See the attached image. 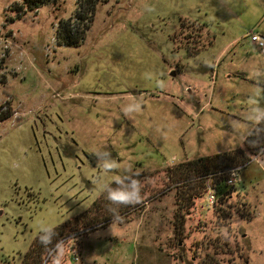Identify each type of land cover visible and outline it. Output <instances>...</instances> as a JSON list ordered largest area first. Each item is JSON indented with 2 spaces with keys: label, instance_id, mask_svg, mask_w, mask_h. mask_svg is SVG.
Segmentation results:
<instances>
[{
  "label": "rangeland",
  "instance_id": "1",
  "mask_svg": "<svg viewBox=\"0 0 264 264\" xmlns=\"http://www.w3.org/2000/svg\"><path fill=\"white\" fill-rule=\"evenodd\" d=\"M24 2L0 0V103L14 111L0 122V264H51L49 248L24 261L38 225L101 200L61 239L63 264H264V150L221 204L206 189L228 172L189 182L182 166L244 148L264 115V53L251 41L264 36V0H107L79 46L57 40L76 0L18 17ZM113 160L107 174L97 166ZM116 176L139 183L140 203L104 201Z\"/></svg>",
  "mask_w": 264,
  "mask_h": 264
},
{
  "label": "trees",
  "instance_id": "2",
  "mask_svg": "<svg viewBox=\"0 0 264 264\" xmlns=\"http://www.w3.org/2000/svg\"><path fill=\"white\" fill-rule=\"evenodd\" d=\"M46 1L48 0H25V2L21 6H19L21 11L20 14H18V17H21L22 11L24 10L26 5L30 9H36ZM103 1L107 0H76L77 9L74 15L66 20L63 19L62 21H60L59 27L57 29L58 43L74 46L81 45L86 38L87 31L93 24L97 7L99 3ZM182 25L186 26V24L184 23H182ZM13 113L14 111L11 109L9 102L0 103V122L9 119L13 115ZM244 144V148H234L226 152L200 157L183 163L182 166L185 167L184 173L189 172L190 174L192 173V171H194L197 175L196 177L193 176L195 174L186 175V179L189 180V182H194L195 178H197L200 174L209 175L210 173H213L214 170H212V168L214 167L216 168L215 170H223L228 172V176L226 178L216 183V193L219 196L218 203L221 204V201L224 200L225 196L230 193L234 186H231L227 183L230 172L232 170H238L240 166L244 167L248 163H250L252 161V157L250 156V154L259 155L264 150V115L262 116L258 124L247 135ZM121 182L122 186L127 184L124 180H121ZM111 187H117L116 183L114 182ZM106 195V192H104L102 195L104 201L106 200ZM193 195L194 194H190L189 196L184 197V200L187 199V201H185L186 205L192 206L193 198L197 196L194 195L193 197ZM102 202L103 200L99 202L96 201L92 205V208H90L84 214L82 213L74 219H71L64 224L55 227L54 235L52 236V243L50 245L45 246L41 244L39 241V237H37L31 244L30 250L25 255L24 261H26L27 263H37L36 261H38L42 257L45 250H47L48 248L53 249L57 242H60L74 234V232L79 229V226L81 224L85 222L87 224H91L94 220L93 216L97 213V211H94L97 207L101 208L103 206ZM127 212L128 211L126 206L122 210H119V213L116 215H120L119 217L123 218L124 214ZM41 260L42 259H40V262H38L41 263Z\"/></svg>",
  "mask_w": 264,
  "mask_h": 264
},
{
  "label": "clouds",
  "instance_id": "3",
  "mask_svg": "<svg viewBox=\"0 0 264 264\" xmlns=\"http://www.w3.org/2000/svg\"><path fill=\"white\" fill-rule=\"evenodd\" d=\"M122 110L127 115L129 112L140 111V106L138 104L129 105L124 107ZM97 166L106 174L116 170L119 167V165L114 160L98 164ZM115 183L117 185L115 188H112L109 185H103L101 188L102 191L107 193L106 199L110 202V204L128 205L130 202H141L140 185L137 181H133L134 186L123 187L120 177L116 176ZM109 211H111V208H109ZM120 223V221L114 219L112 224L109 226V231L113 236L120 235V233L117 232V228L119 227ZM54 229L55 227L51 224H45L41 222L38 225L37 235L41 244L48 246L52 243ZM51 251V264H63L64 258L66 256V248L63 242H57Z\"/></svg>",
  "mask_w": 264,
  "mask_h": 264
},
{
  "label": "built area",
  "instance_id": "4",
  "mask_svg": "<svg viewBox=\"0 0 264 264\" xmlns=\"http://www.w3.org/2000/svg\"><path fill=\"white\" fill-rule=\"evenodd\" d=\"M251 41L254 44H256L261 49V51L264 53V36L259 35L257 33H252L251 34ZM237 173H238L237 170H232L230 172L229 177H228V180H227V183L229 185H231V186L232 185H235ZM207 197H208V201L211 204H214L217 201V193H216V190H213V188L207 189Z\"/></svg>",
  "mask_w": 264,
  "mask_h": 264
},
{
  "label": "water",
  "instance_id": "5",
  "mask_svg": "<svg viewBox=\"0 0 264 264\" xmlns=\"http://www.w3.org/2000/svg\"><path fill=\"white\" fill-rule=\"evenodd\" d=\"M176 73L175 72H172V75H175Z\"/></svg>",
  "mask_w": 264,
  "mask_h": 264
}]
</instances>
